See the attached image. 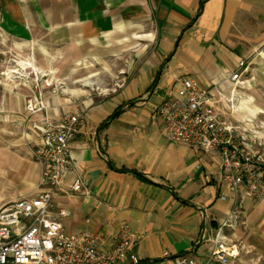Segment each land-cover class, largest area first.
Returning <instances> with one entry per match:
<instances>
[{
	"label": "crops",
	"instance_id": "1",
	"mask_svg": "<svg viewBox=\"0 0 264 264\" xmlns=\"http://www.w3.org/2000/svg\"><path fill=\"white\" fill-rule=\"evenodd\" d=\"M0 39L16 54L0 63V208L47 190L35 156L42 131L80 111L71 171L55 198L70 212L68 233L97 235L110 248L127 224L141 264H209L237 211L236 228H224L238 253L230 264H264V199L231 187L220 156L168 141L157 113L192 77L214 88L226 121L244 120L229 102L248 93L242 78L264 56V0H0ZM241 61L248 70L235 83ZM64 66L71 88L43 84L67 79Z\"/></svg>",
	"mask_w": 264,
	"mask_h": 264
},
{
	"label": "built area",
	"instance_id": "2",
	"mask_svg": "<svg viewBox=\"0 0 264 264\" xmlns=\"http://www.w3.org/2000/svg\"><path fill=\"white\" fill-rule=\"evenodd\" d=\"M247 70L248 64L241 61L231 80L238 83ZM43 84L51 86L47 81ZM213 90L202 87L192 77L183 78L178 97L163 102L157 109L165 138L220 156L224 179L231 187L243 190L248 198L264 199V153L254 149L255 143L215 110ZM28 106L34 110L31 100ZM81 127L80 111L46 122L35 156L45 166L43 183L47 190L0 208V264H141L132 251L135 237L127 224L114 237L110 248L97 235L65 230L64 220L70 212L57 209L55 198L71 171L72 147ZM82 185V179L77 177L71 188L77 192ZM238 218L234 211L220 229L209 264H230L237 257V251L227 243L224 228L235 229ZM179 260L181 264H198L192 257Z\"/></svg>",
	"mask_w": 264,
	"mask_h": 264
},
{
	"label": "rangeland",
	"instance_id": "3",
	"mask_svg": "<svg viewBox=\"0 0 264 264\" xmlns=\"http://www.w3.org/2000/svg\"><path fill=\"white\" fill-rule=\"evenodd\" d=\"M11 47L10 40L0 39V63L7 58L13 59L16 56L13 50H11ZM25 53L28 54L29 51H25ZM51 71L53 72L54 70L52 69ZM16 72L18 73L17 70ZM22 73L25 74V72ZM38 73L41 77L51 76V72L49 71L44 72L42 70H37L36 74ZM69 73L70 67L64 66V78H66ZM242 80L248 93L238 101H236L235 98H232L229 103L231 107H235V110L237 111L234 114V117H240L244 120L238 118L237 121L234 118H231V116H233L231 112V114H228V117L230 122L238 126L240 131L249 137L251 143H255L253 148L264 153V56L252 61L249 72L243 76ZM46 81L48 82V80H45L44 83ZM49 83H51V88L68 89L73 86L69 76L67 79H63V81L54 82L53 80ZM244 105L245 108H238L240 106L244 107Z\"/></svg>",
	"mask_w": 264,
	"mask_h": 264
},
{
	"label": "trees",
	"instance_id": "4",
	"mask_svg": "<svg viewBox=\"0 0 264 264\" xmlns=\"http://www.w3.org/2000/svg\"><path fill=\"white\" fill-rule=\"evenodd\" d=\"M120 113H121V110L118 109V111H116V112L110 117V120L116 118Z\"/></svg>",
	"mask_w": 264,
	"mask_h": 264
}]
</instances>
